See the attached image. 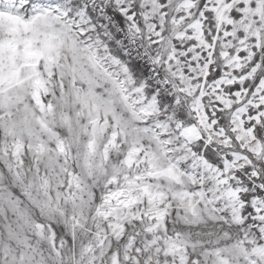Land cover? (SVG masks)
I'll use <instances>...</instances> for the list:
<instances>
[{"label": "snow or ice", "instance_id": "obj_1", "mask_svg": "<svg viewBox=\"0 0 264 264\" xmlns=\"http://www.w3.org/2000/svg\"><path fill=\"white\" fill-rule=\"evenodd\" d=\"M0 264H264V0H0Z\"/></svg>", "mask_w": 264, "mask_h": 264}]
</instances>
